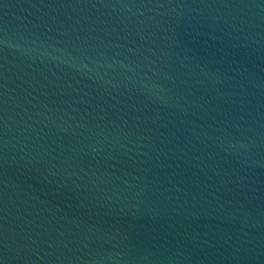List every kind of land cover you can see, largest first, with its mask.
Wrapping results in <instances>:
<instances>
[{"label":"water","instance_id":"95a60500","mask_svg":"<svg viewBox=\"0 0 264 264\" xmlns=\"http://www.w3.org/2000/svg\"><path fill=\"white\" fill-rule=\"evenodd\" d=\"M0 264H264V0H0Z\"/></svg>","mask_w":264,"mask_h":264}]
</instances>
